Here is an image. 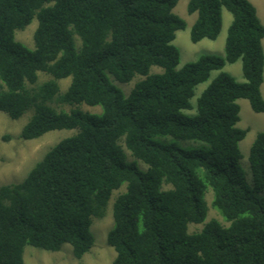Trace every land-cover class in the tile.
Here are the masks:
<instances>
[{
  "label": "trees",
  "instance_id": "trees-1",
  "mask_svg": "<svg viewBox=\"0 0 264 264\" xmlns=\"http://www.w3.org/2000/svg\"><path fill=\"white\" fill-rule=\"evenodd\" d=\"M178 3L0 0V113L18 120L33 110L21 133L25 141L78 131L22 183L0 188V264H26L28 246L60 252L70 245L82 259L95 244L94 221L105 218L124 185L107 233L113 264H264V132L250 149V186L240 165L249 130L237 127L239 100L264 114V25L249 0H188V13L197 14L194 44L219 37L224 10L233 21L223 56L203 55L179 69L174 41L187 23L174 13ZM35 19L31 50L16 34ZM238 61L245 82L222 72ZM214 71L221 72L198 98L196 114H189L196 88ZM39 73L50 80L38 84ZM109 75L122 84L141 79L126 96ZM68 78L62 92L60 81ZM81 104L102 113L85 112ZM168 136L208 149L157 140ZM126 150L147 169L130 162ZM210 189L227 227L205 223ZM204 223L189 233L190 224Z\"/></svg>",
  "mask_w": 264,
  "mask_h": 264
},
{
  "label": "rangeland",
  "instance_id": "rangeland-1",
  "mask_svg": "<svg viewBox=\"0 0 264 264\" xmlns=\"http://www.w3.org/2000/svg\"><path fill=\"white\" fill-rule=\"evenodd\" d=\"M249 1L256 7L258 16L264 25V0ZM187 7L188 0H179L178 5L174 9V13L183 18L187 23L185 30L177 32V36L174 41L175 46H177L180 50L181 58L178 67L179 69H182L189 63L196 62L203 55L223 56L225 54L228 28L233 21L232 15L228 11L224 10L223 28L219 37L214 41L205 39L197 44H194L191 41V29L197 20V14H189ZM37 27L38 21L35 19L26 30L17 32L16 39L19 42H22V44H24L27 48L34 50V34ZM153 72H161V69L153 68ZM220 72L221 71L212 72L210 79L206 83L201 84L196 88L195 97L191 101L195 107V110L188 111L189 114H196L198 98L209 86V84L220 74ZM222 72L231 74L238 82H245L241 61H238L235 64H227ZM108 77L111 83L119 88L126 96L130 94L135 86V83L141 79L140 76H137L132 82L128 84H122L118 82L113 76L109 75ZM48 80H50L49 76L45 75L44 73H39L38 84L45 83ZM71 80V78H68L60 81L62 92H65L68 89L71 84ZM261 93L264 98V80L261 86ZM238 103L241 108V120L237 124V127L249 130L246 138L240 143V150L242 153L240 165L244 171L248 184L253 186L254 179L250 168L249 155L251 146L254 143L256 136L259 133L264 132V114L255 113L252 110L248 100H239ZM62 108L67 109L66 107ZM78 108L91 114L102 113L101 107H91L86 104H81L78 106ZM57 110L65 111L60 109ZM32 115L33 110H29L20 119L12 120L7 114L0 113V188L3 186L22 183L32 171V169L53 147H55L61 141L74 136L78 132L77 130L53 131L47 133L39 139L25 141L21 138V133ZM157 140L162 143L176 145L177 147L190 151L208 149V147L201 142L183 141L169 136L159 137ZM126 152L130 162L135 161L137 166L143 171L147 169V166L141 161L134 159L128 150H126ZM166 188L168 189L169 187ZM125 191L126 185H124L120 190L115 191L109 202L105 218L94 221L91 230L95 238V244L92 250L82 259L77 260L73 256L72 247L70 245H65L60 252H47L28 246L26 247L24 253V260L26 264H113V261L116 258V252L107 244V233L114 225L113 204L115 199ZM208 192L209 193L206 195L208 216L205 223H208L211 220H217L223 226H229V223H227L221 214L212 206V190L210 189ZM205 223L201 225L190 224L189 233L193 234L200 232L203 229Z\"/></svg>",
  "mask_w": 264,
  "mask_h": 264
}]
</instances>
